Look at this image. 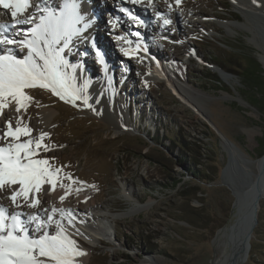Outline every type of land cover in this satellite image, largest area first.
Returning a JSON list of instances; mask_svg holds the SVG:
<instances>
[{
    "label": "rangeland",
    "instance_id": "1",
    "mask_svg": "<svg viewBox=\"0 0 264 264\" xmlns=\"http://www.w3.org/2000/svg\"><path fill=\"white\" fill-rule=\"evenodd\" d=\"M154 2L168 8L174 6V13L156 14L148 4L146 11L150 13L152 27L149 24L150 33H145L142 40L139 39L143 36V26L137 17L127 26L133 14L121 8L116 12L126 18V24L124 27L119 23L114 25L111 22L114 16L103 7L99 16L102 15L107 25L102 29L105 40L96 43L100 44L97 47L106 65L92 53L90 58L88 55L80 58L81 49L72 48L76 55L65 56L68 47L62 52L65 61H76L67 63L66 69L82 64L81 74L92 70L94 78L106 79L107 88L101 86L103 96L100 98L111 94L122 97L129 118L125 126L120 128L121 125L115 123L109 106H102L98 116L83 108L78 100L73 104L60 99L51 89L37 86L24 90L31 97L24 102L25 125L34 131L31 139L39 140L47 126L40 121L42 111L57 110L49 132L41 141L49 150L41 147L35 158L47 159L53 169H61L58 178L71 176L70 185L78 184L92 193L100 192L97 203L102 213L119 214L118 218H110L109 236L95 243L90 241L92 245L84 243L91 249L88 259L76 264H213L230 246L231 234L218 240V232L228 224L235 225L240 215L239 207L236 210L233 206L232 188L223 180L231 153L235 151L243 159L239 168L244 174L247 173L244 163L256 162L264 154L259 155L264 136V111L245 99L244 93L248 90L238 75L231 72L239 69L237 65L245 66L252 59L257 60L264 71L259 60V55L264 54V16L247 15L236 8L234 0ZM190 9H204L206 13L192 15ZM2 19L0 13V24ZM165 19L170 22L165 24ZM87 26L88 23L78 28L82 32ZM160 30L172 36L164 37ZM90 34L94 41L96 32ZM121 34L127 38L132 36L131 42L143 43L145 51L139 50L140 55L148 52L149 46L150 53L146 55L159 58L171 74L175 73L185 87L197 95L199 108L182 99L168 82L153 78L151 57L143 54L125 62L118 53L120 48L109 40ZM154 38L161 39L162 43L155 42ZM88 45L91 49L92 44ZM71 56L73 58L68 59ZM174 62L185 67L179 71ZM219 70L230 73L232 79H223ZM215 74L228 91L218 88ZM81 97L84 99L87 95L82 93ZM112 103L110 101V105ZM15 107V100L9 97L4 109L11 110L14 125L20 119L19 115L14 116ZM116 118L124 121L123 113ZM37 124H42L43 129L36 128ZM177 132L194 148L197 149V144L202 146L198 160L202 164L193 163L189 153H182L181 145L174 146L169 140L175 138ZM195 170L203 173L202 179L195 176ZM123 187L133 192L140 202L149 203L150 198L153 202L146 209L136 211L122 196ZM77 202L74 200L73 204ZM19 204L24 206V202ZM123 213L127 215L121 217ZM57 222L52 221L50 228H55L53 225ZM31 227L36 228L34 223ZM50 232L51 235L56 233L54 229ZM247 256L242 264H264V197Z\"/></svg>",
    "mask_w": 264,
    "mask_h": 264
},
{
    "label": "bare ground",
    "instance_id": "2",
    "mask_svg": "<svg viewBox=\"0 0 264 264\" xmlns=\"http://www.w3.org/2000/svg\"><path fill=\"white\" fill-rule=\"evenodd\" d=\"M234 1H235L234 5H236V8L239 9L240 11L245 12L247 15L253 13V14L261 15V17L264 16V2L254 3V1L252 0L251 1L234 0ZM38 2L41 4V6H44L46 3L49 7L56 8V10L58 11L59 10L58 5L62 4L63 0H38ZM76 4L78 6L79 14L82 17V20L80 24L77 25V27L85 26V24L87 23L89 24V26H87L85 30L82 29V32L79 31L77 35H73L71 37V39L68 42V46H67L68 48L64 47L63 43L59 47H63L65 49L67 48L65 56L66 55L69 56V54L76 55L77 52L72 49V48H75L77 51H80L81 49L80 58H86L87 55L90 58V53H92L93 54L92 56L97 57V59L99 60L101 58L103 59V54H101V51L97 47L100 44L97 45L96 41L98 40L100 43V42H103V40H105V35L102 33V29H104V26L105 27L107 26L104 23L105 20H103L104 18L102 17V15L99 16V13H101V10L103 9L104 6L105 7L108 6L107 8L110 10L109 12H111L112 14L111 16H114V19L111 20V22L114 25H118L119 23V25L121 24V27L122 26L124 27V25L126 24L125 22L126 18L124 19V16L118 15L117 13L118 11L121 10V8L127 9L129 12H131V15L133 14L132 16L137 17L138 22H140L141 26H143L142 27L143 36L139 40L143 39L145 33H150L147 30L149 28V24L152 27V20H150L149 18L151 17L150 13L146 11V6L148 4L151 5V8L155 10L156 14L174 13V11L172 12V8L174 6H172V8H168L166 5L160 4L159 2H154V0L148 1V2L139 0L138 3H132L131 0H100V1L99 0H76ZM181 4L185 5L184 2H181ZM81 6H83V9H80ZM87 6H89V8H87ZM33 11L34 9H29V13ZM0 13L3 14V19H2L1 24L5 26L6 34L10 38L14 37L15 39H22L23 34L26 33L30 27L27 25H14L10 17V10L4 9L2 6H0ZM189 13L192 15H199V14L206 13V11L204 9H198V10L190 9ZM27 14L28 13H26V15ZM90 17H93V18L90 19ZM134 21L135 20L129 18L127 26L128 24H130V22L132 23ZM177 21H178V18H177ZM146 25H147V28H145ZM109 30H111V32L116 33L115 30L117 29L109 28ZM95 32H96V37H95V40L93 41L91 39L90 33H95ZM16 33H21V34L18 36L16 35ZM117 33H119V30H117ZM156 33H158V31ZM160 33L162 36L167 37V38H168V35L172 36V34L170 33L168 34V32L164 33L163 31H161ZM101 36L102 38L99 39ZM111 37H109V40L113 42L117 47H119L121 51H118L117 49H114V50L118 51L120 57L123 60H125V62H130L131 59H135L136 56L138 57L143 56V54L147 56L146 54L149 52L150 48L148 46V52L146 53L143 52V54L140 55L139 50L145 51L144 49L145 47L143 43H141L140 41L135 40L131 42L132 36L130 37V35H129V38H127L125 35H122V34L116 36L115 39L113 36ZM153 40H155V42L162 43L161 39L154 38ZM129 41L131 43H129ZM86 42H88V44L90 43L92 44L91 49H90V45L85 44ZM9 50H11V54L15 55L18 59L24 58L27 54V49H24L23 51H21L14 45H0V55L9 54ZM85 51L87 52V54ZM126 52L128 53L127 55L125 54ZM62 56H64V54H62ZM147 57H151V60L149 58V61L154 66V68L152 67L153 71H151L150 74L153 76L155 80L162 79L168 82V85H170V87L174 90V92L177 93L182 99L186 100L188 103L193 104L194 106L198 107L200 105V102L197 99V95L195 96L193 92L188 90L185 87L183 81L180 80V78L175 73L171 74L168 68L159 58L154 57L152 55H149ZM72 58L73 57L71 56L68 59H72ZM102 59L100 61H103V65H106L105 58L103 60ZM113 59L115 61V57ZM259 60L262 66L264 67V54L259 55ZM72 61H69L67 63L70 64ZM189 62H190V59H189ZM174 64H175L174 65L175 68H177L179 71L185 67L183 64L180 65L176 62H174ZM82 67H83L82 64H78L72 70H68L65 68V71L71 78L74 86L80 90V96H82V93L87 95V98H88L87 105H85L84 99L82 97L81 99L78 100L81 103V106L85 108L86 110H88L90 113L98 115V116H100V110L102 106L104 105L109 106L112 108L114 119L116 120L115 123L117 122L119 125H121L120 128H122V126H125L129 118L127 117L125 113V107L121 101L122 97L121 96L118 97L114 94H111V96L100 98L101 86H104L105 88H107L106 79L103 80L101 78L98 79L97 77L94 78V76H91V73H90L92 70H90V72L87 71V72H84V74H81L80 69ZM106 69H108V66ZM219 73L221 77L227 81H230L232 79V75L230 73L227 74L228 72L226 73L223 70L222 71L219 70ZM109 81L110 80L108 79V82ZM109 100L113 102L111 105H110ZM16 108L17 107H15V109ZM26 110H27L26 107H21L19 111L15 110L16 112H14V116L17 117L19 115L20 117V119L18 120L20 122L19 125H18V122L14 125L15 122L12 119L11 110L9 109L0 110V147H7L8 144L10 143L25 142L28 139H31L32 133L34 131L32 127L30 126H27L31 128L32 130L30 136H21L19 141H15L11 137H7L4 135L8 131L9 122H11V126L13 130H15L17 126H21V127L26 126L25 125ZM55 112L57 113V110L54 108H51V109L48 108L46 110L44 109V111H42L41 117L39 118H40L41 123L44 122L47 124V126L45 129H43L41 128L43 126L42 124L41 125L37 124L36 128L40 127L41 129H43V133L49 132V127L51 125V122L53 121V118H54L53 115ZM122 113L124 116V121H121L120 119L116 118L118 114H122ZM242 160H243L242 158H239L238 153L233 151V153H231V156H230L228 167L227 169L225 168L226 170L225 176L227 179L230 180V182H232L233 187L238 194L244 193L245 189H240L241 185L244 182L248 183L250 180L249 186H252L253 189H256L258 180L261 179V181H264V154L256 162H245L244 163L245 167H247V173L245 174L242 173L239 168L241 165L240 162ZM70 182H71L70 179H60L57 177V184L54 190H52L51 185L47 183L42 185V190L40 192L30 194V199L34 196L36 199H39L40 201L39 205L35 208L29 207L28 206L29 201H25L22 197L18 199V203L24 202V206H21V204H19L20 207H17L15 204H13L12 200L10 199V196L12 194L13 188L18 189L19 187L18 185L12 186V188L0 189V207H3L4 209H6L9 215L20 213L21 214L20 219L26 224V226L29 228L30 234L35 238H38L40 235H42L45 232L51 235L50 231L53 229L57 231L58 228L56 224L53 225L55 226V228L54 227L50 228V226L52 225H49V227L47 225L46 227L42 228L40 232H36L35 228L31 227L28 217L30 215L35 214V215H39L41 217V220L46 221L47 217L49 215H52L53 221L58 220L60 222V224L65 228L66 234L72 240L75 241L77 249L84 253V255L76 257L75 260L79 262H85L88 259V254L90 253V251L88 252V250L90 248L86 246L84 243L78 242L76 238L77 237L84 238V242H86L89 245H92L91 242L95 243V242H98L100 239L106 238V236L109 234V229H110L109 223L111 220L110 218L112 219L118 218L119 214L112 213L110 211H104V213H102V210L100 209V206L97 203L100 192L92 193L86 187H80L78 186V184L70 185L71 184ZM66 193L68 194L65 196ZM61 196H65V199L63 201H61L60 199ZM122 196L125 197L126 200L131 202L130 204L134 205L133 208L136 211L146 209L149 205H151V202H153L151 201L152 200L151 198L148 199L150 200L149 203L140 202L138 199H136L133 192L128 190L126 187L122 190ZM74 200H77L78 202L76 204H73ZM85 204H87V207H85ZM53 208L57 209L55 213H53L52 211ZM62 211H63V215H62ZM69 211L71 212L72 217H73L71 224H69V219L67 215ZM125 215L127 214L123 213L120 216L123 217ZM241 215L242 213L240 211V215L238 216L239 219ZM236 223H237V220H236ZM35 225H36V222H35ZM235 225L228 224L227 226L223 227L222 230L220 229V231L218 232L219 234L218 240L220 239L224 240L226 239V237L229 236V234H232ZM244 239L245 238H243V241H242V247L238 251L237 258L234 257V255L232 254L233 252L229 253V251H227V253H224V255L219 260L215 261L213 264H242V262L244 261L243 259L246 257L249 251V249L244 244ZM230 246H231V243H230Z\"/></svg>",
    "mask_w": 264,
    "mask_h": 264
},
{
    "label": "snow or ice",
    "instance_id": "3",
    "mask_svg": "<svg viewBox=\"0 0 264 264\" xmlns=\"http://www.w3.org/2000/svg\"><path fill=\"white\" fill-rule=\"evenodd\" d=\"M131 2L138 3L139 0ZM176 2L179 4L180 0ZM0 6L10 10L14 25L31 26L22 39H15L10 38L6 34L5 26L0 24V45H14L21 51L27 49V54L22 59L11 54V50L9 54L0 55V110L8 106L9 97L15 100L17 111L26 107L24 102L31 97L24 90L37 86L51 89L60 99L75 104L81 99L80 90L74 86L65 71L67 61L62 56L64 48L59 46L63 43L67 47L71 37L80 31L77 25L82 17L76 0H63L58 5V11L46 3L41 6L38 0H0ZM29 9L34 11L29 13ZM131 18L137 19L135 16ZM169 22L164 20L165 24ZM84 103L87 105L86 97ZM19 123L18 121V125ZM31 131L27 126H17L13 130L9 122L8 131L4 135L19 141L21 136H30ZM46 135L42 133L39 140L28 139L0 147V189L19 186L18 189L13 188L10 196L17 207H20L18 199L21 197L29 201V207H37L39 199L34 196L30 199V194L40 192L45 183L51 185L52 190L56 187L61 169H53L47 159L35 158L41 147L45 151L49 150L46 145L41 144ZM68 179L71 180V176ZM65 196L60 197L61 201ZM52 211L55 213L57 209L53 208ZM20 215H9L6 209L0 207V264H76L75 258L84 255L77 249L75 241L66 234L60 222H57L58 230L54 235L45 232L35 238L20 219ZM67 215L71 224V212ZM28 220L37 222L35 231L40 232L43 227L52 223L53 216L49 215L43 221L39 215H30Z\"/></svg>",
    "mask_w": 264,
    "mask_h": 264
},
{
    "label": "water",
    "instance_id": "4",
    "mask_svg": "<svg viewBox=\"0 0 264 264\" xmlns=\"http://www.w3.org/2000/svg\"><path fill=\"white\" fill-rule=\"evenodd\" d=\"M230 159V158H229ZM225 170V169H224ZM223 180L225 184L232 188L233 194L235 195V201L233 206L237 210L241 211L242 215L240 219L237 221L232 234L229 237L231 246H228L229 253L233 252L235 258L238 256V251L242 247V241L244 239V244L246 247L251 249V239L253 236L254 229L259 220V209L261 199L264 197V181L261 179L258 180L256 189H253L252 186H249L250 180L248 183H243L240 189H245L244 193L238 194L232 182L228 181L223 171ZM249 256L246 255V260ZM242 261V259H241Z\"/></svg>",
    "mask_w": 264,
    "mask_h": 264
},
{
    "label": "trees",
    "instance_id": "5",
    "mask_svg": "<svg viewBox=\"0 0 264 264\" xmlns=\"http://www.w3.org/2000/svg\"><path fill=\"white\" fill-rule=\"evenodd\" d=\"M239 69H232L231 72L235 73L238 75V77L241 80V83L244 85V87L248 90L245 95V99L252 105L256 106L257 108L261 109L264 111V71L260 65V63L252 59L250 63H247L245 66H241L240 64L237 65ZM214 81L217 82V86L220 89L227 90L228 89L222 85L221 79L218 75H214ZM245 91V89H244ZM169 140L173 142V145H181L182 146V153L186 155L189 153L190 159L192 160L193 163H199L202 164L199 159V156L201 154V145H196L197 149L194 148L191 144V142L184 136L178 134V132L175 134V138L170 137ZM263 142V143H261ZM260 142L261 144V151L259 152V155H262L264 152V136L262 137V141ZM198 161V162H197ZM195 176L199 179H202V172L200 173L198 170H195L194 172ZM204 176V175H203ZM252 244V248H253Z\"/></svg>",
    "mask_w": 264,
    "mask_h": 264
}]
</instances>
